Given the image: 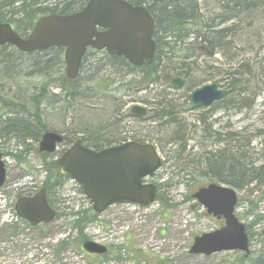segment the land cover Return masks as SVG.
<instances>
[{"label":"rangeland","instance_id":"1","mask_svg":"<svg viewBox=\"0 0 264 264\" xmlns=\"http://www.w3.org/2000/svg\"><path fill=\"white\" fill-rule=\"evenodd\" d=\"M199 2L202 3L204 17L219 12L215 0ZM255 19L257 21L248 22L245 37L248 41L227 54L209 55L197 51L192 58L185 59L183 55L188 51H175L166 67L162 63L164 69L161 74L157 73L160 78L156 83H152L151 79L155 77L148 69L127 76L113 74L109 68L100 71L97 77L79 87L77 92L86 86L88 89L99 90L97 93H88L93 98L85 99L82 107L68 100L66 93L70 92L69 85L61 84L64 91L56 87L58 80L65 78V68L63 73H53L49 79L34 72L32 66L26 68L29 64V57L26 56L16 60L17 69H7L4 64H0L2 121L16 116L15 112L21 114L18 117L30 119L25 110L33 113L38 105L47 129L77 132L70 133L73 141L76 138H88L90 134L81 128V116L89 113L101 116L105 110H113L107 119L113 125L102 131V135L123 141L136 136L157 147L164 161L153 179L149 180L158 185V195L153 204L147 207L114 205V212L110 215L113 223H108L105 229L99 224L101 218L88 213L91 220L85 233L111 245L115 251L108 256L111 264H242L243 254L239 252H221L211 256H198L189 252L196 236L214 231L224 224L222 219L208 215L193 199V194L199 188L218 181L203 164L193 166L195 163L192 164V161L202 160V156L205 159V156L211 154L218 155L223 147H227L228 152L233 154L234 134L238 137L236 144L240 147L239 152L247 150L244 145L248 139H252L253 151L262 150L264 89L254 105L240 113L220 104L192 109L190 95L195 89L213 82L225 90L226 72L235 67L237 60L248 58L255 61L260 49L259 56L263 59L264 13ZM192 40L189 38L185 41ZM231 41L237 43L233 37ZM177 47L180 49L183 45L179 43ZM170 67L175 69L170 70ZM106 72L111 74L114 83L105 89L108 83L100 81L99 76ZM164 73H168V76ZM81 74L84 79L89 73L82 71ZM177 76L184 80L180 89L171 86L172 78ZM164 77H168L167 80ZM262 80L264 82V77ZM42 88H47L55 97L51 96L50 100L38 98ZM122 103L124 107L120 112L124 117H119L116 122V109ZM134 104L148 109L145 119L136 121L132 118L130 108ZM165 106L173 113L169 115L167 111L163 112ZM158 110L160 115L156 117ZM33 121L37 122L36 116ZM91 121L99 122L96 118ZM175 131L178 133L175 134ZM214 131L221 133L222 138H216ZM225 133L229 134L228 138H224L226 141H219ZM30 134L29 137H23L19 132L9 131L0 135V150L5 155L7 167L5 185L0 188V264H101L98 258L76 252L70 247H73L72 243L69 245L70 241H78L72 225L75 220L73 214L83 208L88 209L90 205L80 192L79 185L72 180L59 178V171L54 165L55 159L72 141L60 146L55 155L46 156L39 152L41 136L37 140V133ZM260 163L262 160L257 161V164ZM42 187L47 188L52 204L59 206L60 217L50 224L38 225L37 230L23 222L16 223L14 206L18 197L27 195V192L35 193ZM234 189L238 195L235 213L250 233V256L247 262L255 260L257 263L259 257L264 258V181L245 182L242 188Z\"/></svg>","mask_w":264,"mask_h":264},{"label":"water","instance_id":"2","mask_svg":"<svg viewBox=\"0 0 264 264\" xmlns=\"http://www.w3.org/2000/svg\"><path fill=\"white\" fill-rule=\"evenodd\" d=\"M154 30V19L144 6H135L126 0H87L77 12L41 17L24 38L10 24L0 23V47L11 45L23 53L62 48L67 79L74 80L79 75L88 48L124 57L135 66L151 64L156 50ZM172 86L180 88L182 80L175 78ZM222 95L218 84L206 85L191 94V106L208 107ZM131 112L137 117L146 115V110L138 106H134ZM62 142V135L47 131L42 136L39 149L51 154ZM1 157L0 153V187L6 178ZM55 165L63 176L80 184L94 210L101 213L112 204L132 203L140 207L152 204L157 186L145 180L161 167L162 160L150 144L126 142L95 151L76 140L56 160ZM193 198L206 208L207 213L223 217L225 226L195 237L190 252L211 255L242 251L248 254L245 225L234 214L237 203L235 190L213 183L200 188ZM15 211L33 226L51 222L55 217L44 189L35 196L20 198ZM85 248L92 253H104L101 245L90 241L85 243Z\"/></svg>","mask_w":264,"mask_h":264},{"label":"trees","instance_id":"3","mask_svg":"<svg viewBox=\"0 0 264 264\" xmlns=\"http://www.w3.org/2000/svg\"><path fill=\"white\" fill-rule=\"evenodd\" d=\"M126 1L135 6H145L155 20V32L153 38L156 43V52L153 63L147 68H137L129 64L122 57L110 56L102 51L88 50L83 59L82 71L89 74L84 79L82 78V74H80L76 80L66 84L69 85L70 88V92L66 93V96H68L69 101L71 99L73 104L75 101L76 106L82 107L81 105L85 99H92L93 96L91 94L88 96V93L91 91L92 93L99 92L97 88L88 89L87 86L83 87L82 90L80 89L82 92L77 91L79 87L81 88L82 85L87 83V81L97 77V75L100 74V71L104 69L106 70L109 68L110 72L121 76H127L148 69L150 74L155 77L151 79L152 83H156L160 78V76H157V73L161 74L164 69H162V63L165 64L162 55L164 49H171L173 54L175 51H188V53L183 55V58L185 59L192 58L194 56L193 53L197 51H202V53L205 52V54L209 55H215L216 53H222L223 55L227 54L231 52V49H237L238 45L242 44L244 41H248L245 38L248 32V22L257 21L255 19L256 16L260 15V13H264V0H215L219 12L215 14L211 13L207 17H204L202 14V3L199 2L200 0ZM85 4L86 0H0V23L3 22L12 25L15 30L23 36L32 29L35 21L39 17L49 14H71L82 9ZM232 20L243 22L248 26L247 28H243V25L240 26L239 23H234ZM229 22L233 24L228 25ZM230 34L233 35V39L237 43L231 41ZM189 38H193V40L191 42H186L185 40ZM179 43L183 45L180 49L177 47ZM260 51L261 49L259 50L255 61L243 58V60L240 59L236 61L234 64L235 67L233 66L232 69L227 70V83L225 85L224 97L218 102V104L223 105L222 107H230V109L232 107L233 109H236V112L240 113L244 109H250L252 105H254L256 97L262 89L258 93L252 94V96H247L249 92L247 91L248 89L244 82L248 80L249 83L251 79L263 82L264 57L261 60V57L259 56ZM172 53L171 55H173ZM21 56L29 57V64H26V68L32 66L34 72L36 71L37 74L39 73L40 75L47 76L49 79V76H52L53 73H57V75L63 73L64 63L61 48H51L40 52L24 54L8 45L0 47V64H4L7 69L19 68L16 60L21 59ZM170 62L171 61L166 62L163 66L166 67ZM173 69H175V67H170V70ZM30 73L32 74L33 72ZM28 74L29 73H27V75ZM164 75L168 76V73H164ZM99 78L100 81L103 80L105 83H108L107 86H105V89L114 83V80L111 79V74L108 72L104 74L101 73ZM167 78L168 77H164L165 80H167ZM63 79L64 78L59 79V84L56 85V87L62 89L61 91H64L63 87H61V84L62 86L64 84L63 81L61 83V80ZM38 94L39 96L37 97L42 100H50L52 98L51 96H54V94L49 93L47 88H42ZM39 101L40 100L37 102ZM121 105L119 109H116V122L119 117H124V114L120 112L123 109L124 104L122 103ZM35 109L36 110L33 113L28 112L30 119L18 117L21 115L19 112H15L16 116L5 118L4 121L0 119V135L12 131L19 132L22 136L29 137L31 136L30 133L35 132L37 133V140H39L41 134L49 129H47L45 121L42 118L43 115L39 106L37 105V108L35 107ZM162 111H167L169 115L173 113L171 110H168L166 106ZM112 112L113 110H105L101 116H96L90 113L87 116H81L79 120L81 128L86 129V132L84 131L85 133H90L88 138L81 137L86 145L93 149H100L104 144L109 145L111 143L123 141L122 139H110V137H106L101 133L113 125L109 124V121H107V119L111 117ZM157 112L156 115L159 116L160 111L158 110ZM35 116L37 122L33 121ZM94 118L98 119L99 122L95 123L91 121ZM19 119H25L26 121H18ZM32 123L36 124L33 125ZM84 132L80 133L84 134ZM60 133L65 134V143H70L72 141L70 133L76 134L77 132H68V130L65 129L64 131H60ZM174 133L176 134L178 131H175ZM216 135V138H219L221 133L216 132ZM228 135L229 134L225 133L223 139L219 141L225 142L226 140L224 138ZM234 135L232 141L235 143L234 146L232 145V149H234L235 152H232L233 154L228 152L227 147H223L220 149V152H218V155L211 154L205 156V159L204 156H202L200 162L206 167V169L211 171L218 182L230 185L233 188H242L245 182L249 183L251 181H258L261 183L264 181V147L259 152H255L253 151L254 148L252 150L251 147L252 139H248L244 145L247 150H241L239 152L238 150L240 147L236 144L238 143V137ZM132 137L133 140L138 142L146 141V139L142 140L136 138V136ZM258 160H262V163L257 164ZM213 170H216V172L213 173ZM261 259L262 258L259 257L258 261L260 262ZM257 263L255 260H251L250 262V264Z\"/></svg>","mask_w":264,"mask_h":264},{"label":"flooded vegetation","instance_id":"4","mask_svg":"<svg viewBox=\"0 0 264 264\" xmlns=\"http://www.w3.org/2000/svg\"><path fill=\"white\" fill-rule=\"evenodd\" d=\"M156 117H158V116H156ZM214 132L216 133V131H214ZM219 138H222V136H220ZM219 140H221V139H219ZM27 193H28L27 196H31V195H34L36 192L35 193L27 192ZM47 198H48V201H49L51 207L55 211V217H54V220L52 221V222H54L55 220H57L60 217V215H59V209L60 208H59V206L57 207V206L51 204L52 202H51L50 198L48 197V195H47ZM118 205H116V207ZM113 207H115V206L114 205L109 206L102 213H98V212H96L94 210L93 205H89L88 209L87 208H83V210L73 214V218H75V220L73 221L72 225L74 227V230H76V236H77L76 239H78V241L74 242V243L72 241H70L69 245L72 243L73 247L72 246H70V247L74 251L80 252V253L85 254L86 256H89V257H92V258H98L100 260L101 264H109V263L111 264V262H110L111 259L108 256L110 254H112V253H115V251L112 249L111 245L107 244V242L95 239V237L88 236L85 233V229H86V227L88 226V223L91 220V219H89L91 217L88 214L90 212L93 214L92 216H96L98 218H101L99 224L103 227V229L107 228L106 225L108 223H113V222H111L112 219L110 217V215L114 212ZM67 209H69V208H67ZM19 221L23 222L25 225H27L29 227H32V228H35L37 230V224L33 227L25 220L16 219V223H18ZM52 222H50V223H52ZM50 223H45V224L41 223L40 225H42V224L43 225H47V224H50ZM18 231H19V229H18ZM89 241L101 245L104 248V253L96 254V253H91V252L87 251L86 248H85V243H87ZM249 256H250V253L249 254H243V259L244 260H243L242 264H250L249 261L247 262V259H249L248 258Z\"/></svg>","mask_w":264,"mask_h":264},{"label":"bare ground","instance_id":"5","mask_svg":"<svg viewBox=\"0 0 264 264\" xmlns=\"http://www.w3.org/2000/svg\"><path fill=\"white\" fill-rule=\"evenodd\" d=\"M234 23H239L240 26H244L243 28H247V24L243 23V22H240V21H237V20H232ZM229 24H233L231 22L228 23ZM241 28V27H240ZM230 37H233L232 34H230ZM227 42V40H226ZM171 49H167V51L164 50L163 52V59H164V62L166 64V62H169L171 61V59L173 58V55H171ZM173 54V53H172ZM264 77V76H263ZM246 84V88L248 89L247 91L249 92V94L247 96H252V94H255V93H258L261 89V91L259 92V95L262 93L263 89H264V82H261V81H257L256 79H251V81L248 83V80L246 82H244ZM248 84V85H247ZM243 86V85H242ZM245 89V87H244ZM258 97V96H257ZM256 97V98H257ZM23 121L25 119H19L18 121ZM26 121V120H25ZM195 163V165L193 166H198V165H202V163L200 162V160L198 159L197 162H193L192 161V164ZM262 259L260 260V262H258L259 264H263L264 263V258L261 257ZM257 263V264H258Z\"/></svg>","mask_w":264,"mask_h":264}]
</instances>
